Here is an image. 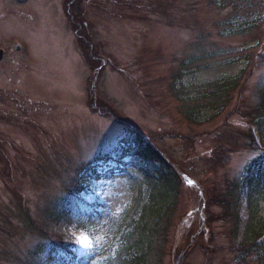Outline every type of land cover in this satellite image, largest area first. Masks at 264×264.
Returning a JSON list of instances; mask_svg holds the SVG:
<instances>
[{
	"label": "rangeland",
	"instance_id": "rangeland-1",
	"mask_svg": "<svg viewBox=\"0 0 264 264\" xmlns=\"http://www.w3.org/2000/svg\"><path fill=\"white\" fill-rule=\"evenodd\" d=\"M25 1L0 8L19 19L0 28L24 39L32 61L10 53L0 67V264L30 263L44 231H59L45 213L75 178L104 206L99 228L75 237L93 240L95 264H107L139 170L152 169L96 162L128 131L188 177L151 264H239L233 225L213 202L254 158L240 134L264 85V0ZM218 82L228 94L203 100Z\"/></svg>",
	"mask_w": 264,
	"mask_h": 264
},
{
	"label": "trees",
	"instance_id": "trees-1",
	"mask_svg": "<svg viewBox=\"0 0 264 264\" xmlns=\"http://www.w3.org/2000/svg\"><path fill=\"white\" fill-rule=\"evenodd\" d=\"M230 84L214 83L208 88L203 100H211L214 103L221 97L213 91H223ZM264 85L259 95V105L253 110L254 117L249 118L251 124L247 133L240 132L245 140L242 150L253 153L254 158L247 164L241 178L229 183L227 193L217 189L214 204L225 208L224 222L233 225L232 236L237 243L235 252L238 253L236 261L239 264H264ZM198 106L190 108L193 115L198 113ZM186 116L190 115L185 111ZM192 116V115H191ZM190 117L188 116L187 119ZM255 128L261 135L260 144H257L252 133ZM134 158L141 160L152 169L139 171L141 178L137 187V196L133 205L123 213V219L118 223L116 240L111 247L117 250L113 252L107 264H151L157 242L162 238L166 229L170 227L171 217L179 206L181 187L184 183L180 165L170 159H166L160 148L145 140L139 132L125 133L116 144L108 150L101 159L105 161H117L124 163V159ZM74 184H77V179ZM72 186V185H71ZM69 187L66 196L53 207L46 210V224L61 227L75 228L81 231L98 227L103 215L98 211V206L88 205L81 199L71 194ZM135 189V188H133ZM218 197V198H217ZM246 204L248 216L244 221L240 216V207ZM43 226V227H44ZM48 226V225H47ZM41 235L44 243L37 245L31 255V262L26 264H66L70 259L75 260L73 250L66 244L64 233L55 230ZM66 244V245H65ZM249 264V263H248Z\"/></svg>",
	"mask_w": 264,
	"mask_h": 264
},
{
	"label": "flooded vegetation",
	"instance_id": "flooded-vegetation-1",
	"mask_svg": "<svg viewBox=\"0 0 264 264\" xmlns=\"http://www.w3.org/2000/svg\"><path fill=\"white\" fill-rule=\"evenodd\" d=\"M1 1L4 2L8 0H0V8L2 6ZM15 1H16L15 3L21 7H23V5L26 4L25 0H15ZM20 14L22 16H26V18L29 19L25 11H23ZM9 16L11 17L5 16V14L2 13V15H0V24H2V22H5L7 20H11L12 17H14L13 14ZM14 18L17 19L16 17ZM32 18L33 16L30 17V19ZM10 53H13V55L15 54L18 57L19 60L17 61V64L20 63V61L22 60L24 61L26 59L27 61L29 60L27 62L28 63L27 66H29L30 64V67H32V61L30 60L29 57V49L26 47L24 39L18 36L16 33L15 34L13 33L11 35H6L5 30L0 28V57L2 56V58L0 59V67L6 65V63L8 62L7 58ZM2 92L4 94L6 93L8 94V92H6L5 90L1 91V85H0V99H2Z\"/></svg>",
	"mask_w": 264,
	"mask_h": 264
},
{
	"label": "snow or ice",
	"instance_id": "snow-or-ice-1",
	"mask_svg": "<svg viewBox=\"0 0 264 264\" xmlns=\"http://www.w3.org/2000/svg\"><path fill=\"white\" fill-rule=\"evenodd\" d=\"M191 183V182H189ZM76 243L79 244L81 249L85 250V255H90L92 251L95 250V243L93 240H90L87 236H80L77 238ZM95 264V261H93Z\"/></svg>",
	"mask_w": 264,
	"mask_h": 264
}]
</instances>
